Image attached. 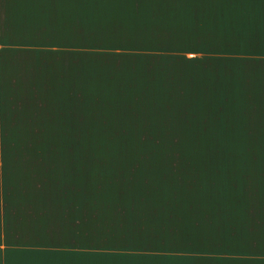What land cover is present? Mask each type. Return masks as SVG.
<instances>
[{"label": "crops", "instance_id": "0c3cea01", "mask_svg": "<svg viewBox=\"0 0 264 264\" xmlns=\"http://www.w3.org/2000/svg\"><path fill=\"white\" fill-rule=\"evenodd\" d=\"M83 44L167 50L156 47L157 52L95 63L94 56L78 59ZM190 45L264 46V0H0V264H264V175L254 176L264 166L221 167L225 192L235 193L224 201L229 207L213 212L223 220L224 231L205 238V245L200 239L198 257L191 259L170 253L175 246L166 238H179L178 230L133 218L152 213L154 223L173 225L158 218L159 204H166L164 213L172 211L170 202L183 196L165 191L187 177L167 175L164 189L147 180L156 175L152 169L166 175L175 165H161L147 150L71 147V142L92 139L88 134L98 113L118 119V111H108L151 107L133 105L128 98L156 92L158 68L164 63L171 72L182 56L191 55ZM131 54H136L133 64H125ZM154 57L157 62L146 61ZM250 69L238 76V68H215V91L229 98L239 90L250 96L260 84L253 81L260 71ZM64 142L69 145L63 147ZM95 153H123L126 159L118 164L95 160L110 156ZM132 153H141V162L125 155ZM146 162L155 163L129 164ZM120 168L135 174L111 173ZM258 179L263 182L254 186L253 195H245L244 186L252 189ZM152 186L161 191L151 194ZM151 227L152 234L164 232L161 238L147 235Z\"/></svg>", "mask_w": 264, "mask_h": 264}, {"label": "rangeland", "instance_id": "374dc122", "mask_svg": "<svg viewBox=\"0 0 264 264\" xmlns=\"http://www.w3.org/2000/svg\"><path fill=\"white\" fill-rule=\"evenodd\" d=\"M156 47H162L167 50V46L162 45H94V44H83L78 46V59L80 56H89L93 59L92 61H105L111 63L114 60L124 58L125 55H128L133 52L139 51H149L157 52ZM188 50L191 51V55L182 56L183 58H190L193 60H201L202 64H207V71L212 74L214 69L217 67H229L232 69H239L238 76H240L246 70H259L256 71L253 76V81H259L260 84L252 87V93L250 96L246 92L239 90L240 93L235 94L234 97L229 98L228 93L219 92L217 95H211L206 90V95L204 100L206 103L198 101H190L189 107L186 106L188 100H181L177 103L183 108H190L186 110L183 114L189 117L192 122L199 124L198 127L204 126V133L202 135L199 132H191V137H202L195 139H185L184 134L181 132L172 133L169 132L168 136L179 137L166 141L168 149H152L148 147L146 153H156L150 155V159L157 160L163 166H173V168H167L165 171L166 175L159 174L156 169H152L151 174L156 173L152 178L147 180L148 185H159L161 189H164V183L166 176L175 175V177H181L180 175L186 176L187 178L180 179L176 184L173 185V189L166 190L167 196H178L182 195V198H173V202H170L172 205V211H166V204H159L158 218L166 221L170 220L172 226L161 227L160 225L163 222L154 223L156 215L153 216L152 213H149L148 216L140 220L138 216L133 215V218L137 220L138 224L143 222L144 224H154L158 225L160 229H172L178 230L176 232V237L186 239V241H181L173 239L171 237L166 238L168 244L175 246L174 250L170 253L175 255L184 254L190 256L191 259H197V246L198 241L202 245L207 244L204 242L205 238L214 239L216 235H220L222 229L221 223L223 220L221 217L215 218L214 209L218 207V210L221 212L222 207H229V204L225 203L226 199H230L229 192H225L223 173L221 174V167L224 168L227 164H237V165H256L264 166V46L255 45V46H207V45H190L186 46ZM194 51L199 52V55L192 56ZM222 51V52H221ZM115 55V57H114ZM136 54H131L130 57H127L126 62L134 61ZM114 57V58H113ZM147 62H157V58L147 59ZM160 66V65H159ZM249 67V68H248ZM150 68H145V71L149 72ZM252 72V71H250ZM260 73V74H258ZM259 75V76H258ZM238 80H240L238 78ZM203 90L205 89H195ZM197 97H191V100ZM235 99V102H230L229 100ZM207 103H212L213 108H219V110L214 109H205ZM236 104L237 107L231 106ZM230 108V109H228ZM119 117H127V124H120L118 122L124 123L118 119H107L103 117V114H98L99 119H94L95 130H105L107 131V126H113L116 128H121L127 126V130L123 137H114L120 139L105 138V141H135L140 139H135L139 136L138 134L153 136L150 135L151 131H157L154 136L162 135L161 128L166 125H161L163 119L161 116H153L151 119H142L139 123H128L134 122L135 112L133 110H117ZM133 114V115H131ZM216 114V115H214ZM131 115V116H130ZM212 115V116H211ZM166 122V121H164ZM169 125V122H167ZM130 125V126H128ZM159 127V128H158ZM172 128V127H171ZM105 134H111L110 132ZM118 134V133H115ZM173 134V135H171ZM122 138V139H121ZM183 140V142H182ZM189 140V141H188ZM99 140L98 138H93V144ZM155 141V140H150ZM188 141V142H187ZM188 143L189 147L196 143L200 150H179L177 147L180 146V149L183 145ZM123 144L118 145L122 147ZM108 146V147H104ZM104 146H98L99 148L92 147V143L75 147L79 149H92L96 152L102 151H116L121 152L124 149L113 148L117 145L106 144ZM111 146V147H110ZM176 150H172V149ZM140 150V149H137ZM97 155H110L108 157H95V160H111L114 163L125 160L123 153H95ZM125 155H135L137 162H141L142 156L141 153H132ZM143 155H145L143 153ZM155 162H146V163H129L135 165H147L153 164ZM123 164V163H119ZM113 165V164H111ZM261 170V173L255 172L254 176L260 177L264 175V168L258 167ZM230 170V169H229ZM131 173L135 174L132 170L126 168H120L116 170H111V173ZM174 173V174H173ZM253 175V173H251ZM218 176V177H217ZM218 182V190L216 191L215 185ZM263 182L262 179H258L256 183H253V188L250 189L249 186H244L245 195H253L255 190L254 186ZM222 183V189H221ZM167 184H169L167 182ZM158 187H151L150 190L147 189V192L155 194L161 191ZM168 187V186H167ZM245 188H248V191H245ZM218 198V201L215 198ZM236 198V197H233ZM119 220H121L119 218ZM141 221V222H140ZM136 228L134 227L133 230ZM151 229V230H150ZM148 229L152 234V227ZM142 231V228H139ZM147 230V231H148ZM217 230V233L215 231ZM155 234L149 235L150 238H161L164 232H154ZM173 235V233H170ZM216 234V235H215ZM167 244V245H168ZM180 244V245H178ZM165 244V246H167ZM209 246L212 247V242L209 243ZM160 249H164V245H161ZM167 250V249H166ZM183 251V252H182ZM188 251V252H187ZM190 251V252H189ZM182 252V253H181ZM168 253V252H167ZM208 253V252H207ZM204 255H212L202 253ZM225 255V254H223ZM227 255V254H226Z\"/></svg>", "mask_w": 264, "mask_h": 264}, {"label": "trees", "instance_id": "16d2710c", "mask_svg": "<svg viewBox=\"0 0 264 264\" xmlns=\"http://www.w3.org/2000/svg\"><path fill=\"white\" fill-rule=\"evenodd\" d=\"M134 61H128L126 63H131L130 65L133 64ZM140 63V61L138 60ZM117 63H124L123 61H117ZM141 66V65H140ZM176 66L171 72L166 69L165 64L163 63L162 66L158 68V70H161L159 72V78L161 80V83L159 84L160 86H155L157 89L156 92L145 94L146 96L141 97L144 94H131L133 98H128L131 104L133 105H149L151 107L149 108H139L133 111L138 112V116L135 117L134 122H140L142 119H151L153 116L159 117L161 116L163 121L160 124L161 125H166L165 127L161 128L162 135L159 136H154L157 131H151L150 135L153 136H146L142 134H138L139 136L135 137V139H140V140H133L129 142H124V141H111L107 142L105 141V138H112L110 136L114 137H123L125 135L127 130V126L121 127V128H114L113 126L112 129L107 130H94L93 134H88V136H91L92 139H87V140H77L75 142H71V147H77L79 146H85L88 144L92 143V147L94 149L98 146H104L106 144L110 145H117V147L113 148H120L124 150H143L147 149L148 147L155 149H168L166 145V141L163 140H169V139H174L179 137H173V136H168L167 134L169 132L172 133H177L181 132L184 134L185 139H195V138H202V137H191V132H199L200 135L204 133V126L198 127L199 124L194 123L191 121L189 117L185 118L186 116L183 114L186 112V110L190 108H183L181 107L177 102L181 100H188L186 103V106L189 107L190 101H198L202 102L203 104L206 103L204 100L205 95H206V90L211 94V95H217L218 92H216V88L218 89V86L214 84L212 74L207 71V64H202L201 60H193V59H185L179 60V63L175 64ZM139 68V67H138ZM173 72L175 75H173ZM173 77H169V74H171ZM175 79V83L173 81ZM159 82V81H158ZM198 85L200 88L205 89L203 90H195L198 88ZM172 91V92H170ZM191 97H197L193 100H191ZM205 109H214V110H219V108H213L212 103H207L205 106ZM117 110H112L108 112H114ZM95 114H97V110H94ZM105 112V111H104ZM104 112L98 113V114H104ZM95 115L94 118L99 119V115ZM216 115V114H214ZM212 116V115H211ZM217 116V115H216ZM124 120L126 121L127 117H123ZM166 121V122H164ZM169 122V125H167ZM130 126V125H128ZM109 127V128H111ZM172 127V128H171ZM159 128V127H158ZM110 132L111 134H105ZM118 133V134H115ZM110 135V136H108ZM173 135V134H171ZM93 138H98L99 140L102 141H97L93 144ZM112 139H120V138H112ZM122 139V138H121ZM150 140H155V141H150ZM188 140V141H189ZM187 141V142H188ZM183 142V140H182ZM186 142L185 145H183L180 149V146L177 147L179 150L187 149V150H192L191 147L194 149L199 148L196 143H190L193 144L191 147H189L188 143ZM66 144L69 145V142H64L63 147L66 146ZM122 145V147L118 145ZM108 147V146H104ZM111 147V146H110ZM79 149V148H78ZM93 149V148H92ZM172 149V148H171ZM176 150V149H172ZM194 150H200V149H194ZM181 241H186V239L183 238H173ZM180 245V244H178Z\"/></svg>", "mask_w": 264, "mask_h": 264}]
</instances>
